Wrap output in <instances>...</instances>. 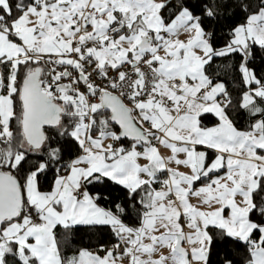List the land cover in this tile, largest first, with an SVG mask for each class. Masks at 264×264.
Returning a JSON list of instances; mask_svg holds the SVG:
<instances>
[{
  "label": "snow or ice",
  "instance_id": "snow-or-ice-1",
  "mask_svg": "<svg viewBox=\"0 0 264 264\" xmlns=\"http://www.w3.org/2000/svg\"><path fill=\"white\" fill-rule=\"evenodd\" d=\"M219 6L0 0V264H264V0L220 47ZM231 56L236 101L209 73ZM106 183L126 201L102 206Z\"/></svg>",
  "mask_w": 264,
  "mask_h": 264
},
{
  "label": "trees",
  "instance_id": "trees-1",
  "mask_svg": "<svg viewBox=\"0 0 264 264\" xmlns=\"http://www.w3.org/2000/svg\"><path fill=\"white\" fill-rule=\"evenodd\" d=\"M190 3H196L197 0H189ZM210 2L219 4L217 9V16L212 20L211 24H205V27L209 31H214V43L216 46H223L225 40L228 37L230 28L235 24H239L243 21L244 13L242 8L247 4L251 10V7L254 6L258 0H210ZM239 60L238 56H231L227 58H215L212 63L209 73L213 78H218L222 80L229 92L232 95L234 101L239 97L241 92L242 84L238 78V73L232 70L225 71L226 68L230 65H234ZM249 66L253 67L256 70L258 77L264 78V52H261L259 49L256 50L254 57L249 61ZM230 117L236 123L237 127H246L248 122L247 114L240 111H232ZM215 122V118L211 115H207L203 119V123L211 126ZM125 143H129L125 141ZM67 159V157H66ZM54 179V171H50L46 176L41 177V186L44 189H47L48 185ZM90 191L96 192L100 191L102 195L108 196L110 199L101 200L102 206L110 204L112 201L124 202L126 197L118 186L111 185L106 183L104 185L97 184L90 187ZM74 239L77 241V246H89L92 248L97 247L99 243H108L109 236L107 234L100 235L95 232H91L86 228L81 227L78 232H76ZM220 252V257L224 255L225 249L223 247L214 248V251ZM227 250L233 252L232 259L234 261H242V250L236 251L233 249L232 245L227 246ZM218 257L213 255L212 264H216Z\"/></svg>",
  "mask_w": 264,
  "mask_h": 264
},
{
  "label": "rangeland",
  "instance_id": "rangeland-1",
  "mask_svg": "<svg viewBox=\"0 0 264 264\" xmlns=\"http://www.w3.org/2000/svg\"><path fill=\"white\" fill-rule=\"evenodd\" d=\"M181 38H183V37H181ZM162 150H163V149H162ZM163 154L166 156V155H168L169 153L167 152V150L164 149ZM181 170H183V169H181Z\"/></svg>",
  "mask_w": 264,
  "mask_h": 264
},
{
  "label": "crops",
  "instance_id": "crops-1",
  "mask_svg": "<svg viewBox=\"0 0 264 264\" xmlns=\"http://www.w3.org/2000/svg\"><path fill=\"white\" fill-rule=\"evenodd\" d=\"M163 151H164V149H163V150L161 149V153H162V155H164V154H163ZM141 163H143V161H141Z\"/></svg>",
  "mask_w": 264,
  "mask_h": 264
}]
</instances>
